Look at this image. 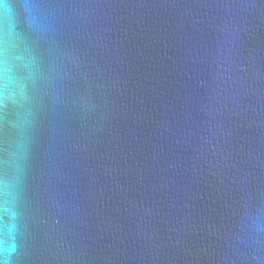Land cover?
<instances>
[{
	"label": "water",
	"instance_id": "95a60500",
	"mask_svg": "<svg viewBox=\"0 0 264 264\" xmlns=\"http://www.w3.org/2000/svg\"><path fill=\"white\" fill-rule=\"evenodd\" d=\"M3 264H264V0H0Z\"/></svg>",
	"mask_w": 264,
	"mask_h": 264
},
{
	"label": "snow or ice",
	"instance_id": "6c2138e0",
	"mask_svg": "<svg viewBox=\"0 0 264 264\" xmlns=\"http://www.w3.org/2000/svg\"><path fill=\"white\" fill-rule=\"evenodd\" d=\"M0 264H3V262H2V261H0Z\"/></svg>",
	"mask_w": 264,
	"mask_h": 264
}]
</instances>
